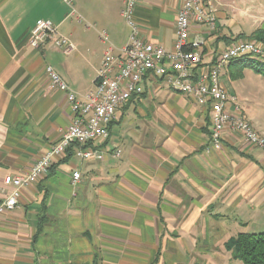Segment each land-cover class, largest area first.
Returning a JSON list of instances; mask_svg holds the SVG:
<instances>
[{
    "label": "crops",
    "instance_id": "0c3cea01",
    "mask_svg": "<svg viewBox=\"0 0 264 264\" xmlns=\"http://www.w3.org/2000/svg\"><path fill=\"white\" fill-rule=\"evenodd\" d=\"M124 1L74 0L69 15L63 0H0V205L5 178L28 173L73 122L66 93L46 69L80 98L93 92L107 49L119 57L129 41ZM211 3L217 29H192L205 39L207 64L240 36L264 30V0ZM180 5L139 0L140 37L173 52ZM41 20H51L75 51L31 48L28 37ZM221 81L264 136L254 85L264 77L234 61ZM77 149L24 190L17 209L0 214V264H243L226 243L264 229V149L228 133L214 150L211 110L153 74L144 94L118 111L109 139L91 146L93 158L80 159ZM74 171L82 175L76 188Z\"/></svg>",
    "mask_w": 264,
    "mask_h": 264
},
{
    "label": "built area",
    "instance_id": "2783aa9c",
    "mask_svg": "<svg viewBox=\"0 0 264 264\" xmlns=\"http://www.w3.org/2000/svg\"><path fill=\"white\" fill-rule=\"evenodd\" d=\"M63 1L70 10L69 15H75L74 0ZM138 1H124L120 13L131 31L129 41L119 57L114 55L112 48L107 49L93 92L80 98L51 67L46 69L52 86L66 93L74 114L73 122L61 140L51 146L28 173L5 178L6 193L0 205V214L17 209L22 192L48 175L56 160L73 145H78L76 154L80 159L93 158L96 151L85 146L109 139L110 127L117 119L118 111L134 96L144 94V79L148 74L162 79L174 92L188 96L198 105L211 110V144L214 150L222 149L228 133L238 134L245 144L253 148L264 149V136L245 118L236 98L228 93L221 81L223 70L234 61L247 57L264 61V45L241 40L221 51L213 63H204L202 51L205 39L199 34L193 35L192 29L216 30L218 19L212 0H181L174 50L167 52L162 46L148 43L140 37V29L135 21ZM102 38L107 42L105 33ZM28 44L34 49L51 44L66 54L75 51L71 41L59 33L51 20L36 23L28 37ZM231 106L233 110H230ZM120 154L117 151L114 157H120ZM81 177V172L74 171V188Z\"/></svg>",
    "mask_w": 264,
    "mask_h": 264
},
{
    "label": "trees",
    "instance_id": "16d2710c",
    "mask_svg": "<svg viewBox=\"0 0 264 264\" xmlns=\"http://www.w3.org/2000/svg\"><path fill=\"white\" fill-rule=\"evenodd\" d=\"M239 38H243L242 40H252L264 45V30L259 29L249 37L242 35ZM238 41L241 40L237 39L236 42ZM236 63L242 67L250 68L264 77V61L247 57L236 61ZM91 146L93 144H88L85 147L89 148ZM73 147L78 148V145L75 144L71 148ZM225 247L231 253L234 260L241 261L243 264H264V231L260 233H241L235 238L230 239Z\"/></svg>",
    "mask_w": 264,
    "mask_h": 264
},
{
    "label": "rangeland",
    "instance_id": "374dc122",
    "mask_svg": "<svg viewBox=\"0 0 264 264\" xmlns=\"http://www.w3.org/2000/svg\"><path fill=\"white\" fill-rule=\"evenodd\" d=\"M238 19H239V17H238ZM248 23H250V22H248ZM248 26H251V24H248ZM248 74H250V73H248ZM250 85H251V82L249 81V78H248L246 81V88L250 87ZM254 85L256 86V89H258L260 91L259 96H257V99H258V102L260 103L261 108H263L264 107V81L263 82L255 81ZM263 231H264V229L257 230L256 233H260Z\"/></svg>",
    "mask_w": 264,
    "mask_h": 264
}]
</instances>
